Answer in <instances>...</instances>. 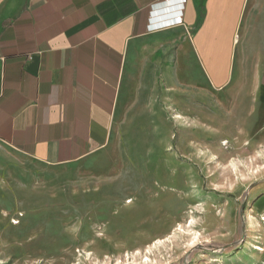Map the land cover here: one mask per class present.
<instances>
[{
	"label": "crops",
	"instance_id": "1",
	"mask_svg": "<svg viewBox=\"0 0 264 264\" xmlns=\"http://www.w3.org/2000/svg\"><path fill=\"white\" fill-rule=\"evenodd\" d=\"M179 2L0 0V172L9 199L31 209L43 190L52 199L64 186L66 198L86 195L88 213L100 214L93 200L113 182L119 136L168 134L179 82L194 85L198 72L203 99L211 93L231 125H243L248 103L264 113L262 78L232 84L246 73L244 59L264 51V0ZM179 15L181 23L155 26Z\"/></svg>",
	"mask_w": 264,
	"mask_h": 264
},
{
	"label": "rangeland",
	"instance_id": "2",
	"mask_svg": "<svg viewBox=\"0 0 264 264\" xmlns=\"http://www.w3.org/2000/svg\"><path fill=\"white\" fill-rule=\"evenodd\" d=\"M256 57L240 72L261 75L232 84L264 81V51ZM197 74L179 82L168 134L116 136L113 182L93 200L100 214L64 186L26 209L0 172V264H264V113L248 103L231 125Z\"/></svg>",
	"mask_w": 264,
	"mask_h": 264
},
{
	"label": "built area",
	"instance_id": "3",
	"mask_svg": "<svg viewBox=\"0 0 264 264\" xmlns=\"http://www.w3.org/2000/svg\"><path fill=\"white\" fill-rule=\"evenodd\" d=\"M163 1H171V0H163ZM179 6L182 7V3L184 0H179ZM181 9L178 11L180 12ZM175 23H181V15L179 16H175L173 19L171 20H166V21H163V22H159V23H156L155 26H159V25H165V26H169L170 24H175Z\"/></svg>",
	"mask_w": 264,
	"mask_h": 264
},
{
	"label": "bare ground",
	"instance_id": "4",
	"mask_svg": "<svg viewBox=\"0 0 264 264\" xmlns=\"http://www.w3.org/2000/svg\"><path fill=\"white\" fill-rule=\"evenodd\" d=\"M157 241H159V240H157ZM157 241H156V243H157ZM160 242V241H159Z\"/></svg>",
	"mask_w": 264,
	"mask_h": 264
}]
</instances>
